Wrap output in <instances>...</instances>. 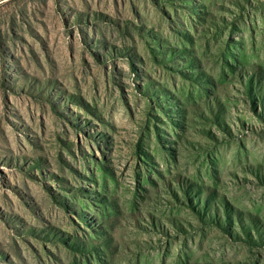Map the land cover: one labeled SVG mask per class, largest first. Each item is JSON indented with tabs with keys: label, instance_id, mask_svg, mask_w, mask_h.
<instances>
[{
	"label": "rangeland",
	"instance_id": "rangeland-1",
	"mask_svg": "<svg viewBox=\"0 0 264 264\" xmlns=\"http://www.w3.org/2000/svg\"><path fill=\"white\" fill-rule=\"evenodd\" d=\"M0 264H264V0H0Z\"/></svg>",
	"mask_w": 264,
	"mask_h": 264
}]
</instances>
